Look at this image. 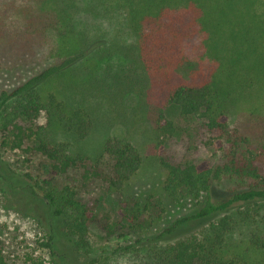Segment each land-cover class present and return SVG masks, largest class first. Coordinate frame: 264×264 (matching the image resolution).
Wrapping results in <instances>:
<instances>
[{"label":"trees","instance_id":"1","mask_svg":"<svg viewBox=\"0 0 264 264\" xmlns=\"http://www.w3.org/2000/svg\"><path fill=\"white\" fill-rule=\"evenodd\" d=\"M114 16L128 22L133 44L119 48L104 40V33L93 35L90 24ZM196 38L212 68L189 59L187 44ZM9 45L25 66L35 53L51 64L30 77L19 76L16 87L0 93V150L43 158L38 179L28 171L25 184L61 222L74 252L90 255V226L101 214L79 199L73 185L56 183L69 171H79L85 183L100 181L101 200L125 213L116 228L107 220L110 237L118 230L153 229L182 199L196 209L159 231L155 240L226 214L200 237L139 248L147 238L138 237L114 250L135 253L137 264H264V173L257 165L264 161V139L230 125L240 106L264 108V0H34L23 31ZM115 108L121 124L146 120L161 134L174 132L167 119L172 109L186 120H201L219 147L228 146L226 162L211 167L162 161L166 175L160 194L114 201L111 196L122 195L143 166L139 150L119 136L90 152L80 143L92 135L99 116ZM127 110L132 121L121 119ZM42 114L45 125L36 126ZM224 176L247 186L215 201L213 184ZM43 239L37 244L51 260L41 254L29 262L61 264L55 259L53 229ZM0 264H7L1 251Z\"/></svg>","mask_w":264,"mask_h":264},{"label":"rangeland","instance_id":"2","mask_svg":"<svg viewBox=\"0 0 264 264\" xmlns=\"http://www.w3.org/2000/svg\"><path fill=\"white\" fill-rule=\"evenodd\" d=\"M33 10L34 0H0V93L16 87L19 76L30 77L51 64V62L45 64L42 56L35 53L25 66L19 61V55L9 45L11 38L23 31L27 16ZM90 26L93 35L104 33L106 35L104 40L116 43L119 48L133 44L135 41L130 25L123 17L115 18L114 16L112 21L98 20ZM187 55L200 67L214 66V63L205 56L199 38L187 44ZM118 61L119 59L115 58L111 65L118 66ZM125 106L130 108L128 102ZM109 111L99 116L94 132L88 140L80 143V147L87 150L85 152L94 151L106 138L119 136L131 141L143 158L142 168L129 182L122 195L111 196L114 201L124 202L128 198L126 201L129 203L131 199L138 200L152 194H160L166 175L162 161L172 165H179L185 161L195 164L206 162L211 167L221 166L226 162L228 146L219 147L214 135L204 128L203 121L186 120L176 109L167 113V119L172 122L174 128L171 134L168 131L162 134L157 133L152 123L146 120L125 126L121 124L119 119L121 113L117 108ZM123 116L128 121H132L129 110L122 115L121 119ZM35 125H45L44 114L39 117ZM230 125L231 129L242 130L249 136L262 141L264 139V108L256 111L252 104L242 108L240 106L238 114L231 119ZM42 162L43 158L36 155L25 156L21 153L19 156L12 157L0 150V251L7 264H31L29 257L35 259L41 254L47 255L41 251L37 241L43 242L46 231L51 229L56 237L57 257L55 259L58 261L59 257L61 264H137L139 258L135 253L120 255L114 253V250L126 244L124 241L134 243L138 237L147 238L144 244L137 245L138 248L149 244L172 245L190 236L200 237L212 224L226 215L219 214L191 223L172 236L155 240L159 231L170 226L177 218L186 216L196 209L195 204L182 199L168 210L153 229H143L138 233L140 235L134 229L118 230L116 235L110 237L104 230V227L108 225L107 220H109V226L116 228L115 224L122 220L125 213L116 209L112 201L106 198L101 200L104 192L101 190L100 181L85 183L79 171H69L67 175L56 178V183L73 185L79 199L90 206H97L101 214L99 220L90 226V255L87 257L78 255L64 237L61 222L51 216L47 204L32 196L27 190L26 178L23 175L30 171L32 176L38 179ZM257 165L264 173V161ZM246 186L245 182L224 176L213 184L212 198L215 201L226 200L232 193L242 191ZM238 208L241 206L236 207ZM45 257L48 259V255Z\"/></svg>","mask_w":264,"mask_h":264}]
</instances>
